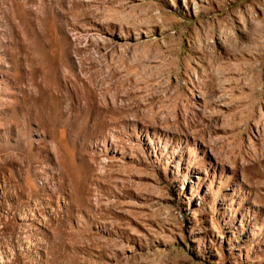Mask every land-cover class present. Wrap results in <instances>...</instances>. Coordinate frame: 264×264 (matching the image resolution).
I'll return each instance as SVG.
<instances>
[{
    "label": "rangeland",
    "instance_id": "rangeland-1",
    "mask_svg": "<svg viewBox=\"0 0 264 264\" xmlns=\"http://www.w3.org/2000/svg\"><path fill=\"white\" fill-rule=\"evenodd\" d=\"M0 264H264V0H0Z\"/></svg>",
    "mask_w": 264,
    "mask_h": 264
}]
</instances>
